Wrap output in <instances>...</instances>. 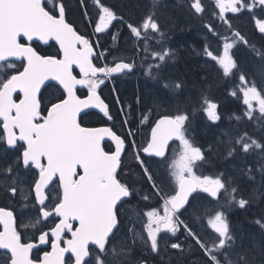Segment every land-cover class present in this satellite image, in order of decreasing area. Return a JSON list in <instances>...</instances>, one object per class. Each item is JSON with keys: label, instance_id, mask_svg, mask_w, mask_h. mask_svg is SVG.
Returning <instances> with one entry per match:
<instances>
[{"label": "snow or ice", "instance_id": "6c2138e0", "mask_svg": "<svg viewBox=\"0 0 264 264\" xmlns=\"http://www.w3.org/2000/svg\"><path fill=\"white\" fill-rule=\"evenodd\" d=\"M92 3L98 10L94 33H104L114 21H122L128 33L126 44L138 56L143 53L145 75L161 86L148 111L140 112V123L149 121L153 107L171 109L155 120L146 145L138 147L129 120L132 105L125 106L116 88L112 89L124 116L122 127L129 130L135 161L142 170V174L127 175H138L141 183L146 179L150 191L137 187L129 178H120L128 137L110 126L93 127L81 122L83 116L92 114L88 110L109 121L115 119L102 88L132 73L135 60L114 57L109 62L111 49L103 50L100 36L95 37L94 44L69 22L65 0H0V176L4 180L0 188L10 199L20 196L23 207L31 204L38 213L33 222L24 225L36 230L33 239L25 242L17 229L14 210L0 207L3 264H65L69 253L70 264H146L144 259L132 257L137 244L145 256L159 257L168 264L165 256L182 257L186 252L177 236L181 231L190 247L202 252L203 264H254L257 250L264 256V214L250 222L257 228V238L242 227H233L223 209L247 210L264 197V139L247 130V124H252L264 132V43L259 48L252 44L233 29L226 13L253 12L256 7L264 10V0H215L219 11L213 12L209 21L204 20L202 0H176L172 5L173 10L186 11L190 18L199 19L207 29L204 35L208 40H224L218 51L212 50L208 40L202 49H194L203 57L202 67L215 72L205 71L200 78L203 84H193L199 89L198 95L186 98H182L185 81L171 79L168 71L169 65L176 63L179 49L168 43L175 18L161 20L158 14L163 0H146L147 11L135 22L118 16L102 0ZM82 5L87 8L85 0ZM84 15L91 25L92 17L87 11ZM252 19L256 31L264 37V19ZM216 20L226 26L230 37H221ZM168 21H172L171 27H166ZM118 35H113V41ZM241 46L250 53L243 60L233 51ZM98 48L102 50L97 52ZM221 72L226 78L224 86L227 88L228 80L232 83L228 95L244 106L241 114L228 117L227 128L220 127L223 117L219 104L210 96L221 84ZM78 90H86V95H79ZM46 92L50 98L46 99ZM136 104L144 106L140 96ZM197 113L209 122L207 128L219 133L204 144H198L190 131ZM241 124H245L244 131H240ZM106 140L114 150H105ZM170 141L179 142L171 160L167 155ZM140 152L158 158L166 173L162 179H157L162 174L154 173ZM250 157L259 159L250 162ZM213 158L231 164L234 174L220 171L214 177L196 175L194 169L211 164ZM248 182L257 186L246 197L242 193ZM202 194L219 205L208 216L212 235L201 234L193 226L203 219L200 202L206 197ZM153 196L159 207L143 210L141 202ZM185 214L191 223L181 219ZM42 245H50L51 250L33 260V249Z\"/></svg>", "mask_w": 264, "mask_h": 264}, {"label": "trees", "instance_id": "16d2710c", "mask_svg": "<svg viewBox=\"0 0 264 264\" xmlns=\"http://www.w3.org/2000/svg\"><path fill=\"white\" fill-rule=\"evenodd\" d=\"M67 3V19L69 22L73 23L74 26L85 36L91 37L92 42L97 43L95 37L97 35L100 36L99 44L102 45L103 50L111 49V54L108 55V60L113 59L114 57L124 56L126 52L130 51L131 46L126 44L125 38L127 36V28L126 25L122 21H114L113 25L110 26L108 31L100 34L94 33V21L97 18L98 10L94 7L92 0H85L87 3V8L82 5V0H65ZM102 2L110 6L118 16H123L125 20H132L133 22L139 20V18L147 11L146 0H102ZM176 0H163V3L160 6L159 15L161 20H167L169 16L175 18V28L174 31L170 33L169 44L173 48L179 49V57L175 64L169 65V75L171 79L180 80L183 79L187 85L186 90L182 94V98H186L190 94L195 97L198 95L199 89L194 88L193 84H203V81L200 79L201 76L205 74V71L210 73L215 72L212 68L202 67L203 57L198 56L196 54V50L202 49L208 37L204 35L207 32V29H204L200 20L197 18H190L186 11H175L172 8ZM205 8L206 14L204 16L205 21H209L212 17L213 12H218L219 10L216 8L215 0H202ZM46 3V1H45ZM88 12L92 17L93 23L90 25L89 20L85 18L84 13ZM226 16L231 19L233 29L239 30L245 37L249 38L250 42L254 44L256 47H260L262 43H264V37H262L257 31L255 26V21L252 19L255 16L257 19L264 18V10H253V12H248L244 10L238 14H229L226 13ZM199 21V22H198ZM217 31L221 34V37L231 36V33L228 32L226 26H223L219 20L215 21ZM243 24V25H242ZM239 25V26H238ZM172 21H168L166 27H171ZM242 26V27H241ZM183 28V31H181ZM201 30V31H200ZM116 41H113V35H117ZM211 34H209L210 36ZM208 42L211 44L213 51H218L221 49L220 44L224 42L223 39L217 37H211ZM102 49L98 48L97 52H100ZM134 50V49H133ZM51 51V49H49ZM236 52V58L243 60L246 56L250 55L247 49L243 46L239 48V51L233 50ZM112 56V57H111ZM94 61L103 63L98 58H94ZM139 65L141 63L137 62ZM19 65V63H17ZM14 71V70H8ZM140 71H143V67L140 66ZM211 78V77H210ZM219 80L221 84L219 87H216L210 93L212 99H214L219 104V112L222 115L223 119L220 122V127L227 128L230 127V122L228 117L232 114H241L244 106L239 101L235 100L233 97L228 95V90L232 87V83L228 80L227 88L224 86V81L226 78L223 77L222 72L219 74ZM109 86V85H108ZM136 86L137 83L133 84H125L115 82L114 87L116 88L120 99L125 102V106H127L128 98L135 96L137 94ZM161 87V86H160ZM108 98L112 103V110L116 111L115 122H118V126L122 128V124L124 121V116L120 114V108L116 105L114 98V94L108 87ZM140 90V89H139ZM114 94V95H113ZM153 94V92L151 93ZM46 99L50 98L49 94L46 92ZM80 95V94H79ZM145 95L142 93V97ZM145 102H149L148 94H146ZM114 100V101H113ZM119 108V109H118ZM191 105L189 106V113L191 114L192 109ZM127 110V107H126ZM171 111L169 108H165L163 112ZM162 112V113H163ZM162 113L160 115H162ZM112 114H115L112 112ZM164 114V113H163ZM129 120L132 121L131 127L135 133V143L138 147H142L144 142L148 139V129L151 125V120L148 123L147 127L138 128V124H140V120L136 119V116L130 115ZM193 127L190 130L194 139L198 144H204L207 140L213 138L214 135H218V130L213 132L212 129L207 128V124L209 123L206 118H203L202 113H197L195 117H192ZM235 121H232L231 124H235ZM115 124V123H114ZM247 124V122H245ZM245 124H241L240 131L245 130ZM117 126V125H114ZM114 131H118L113 128ZM121 135L122 137H128V128H122ZM126 129V130H125ZM247 130L255 135L257 138L264 139V132L260 130H256L255 126L252 124H247ZM194 131V132H192ZM132 145V138L128 137L126 144V152L123 154V170L120 171V178L125 179L129 178L136 182L137 187H142L148 191H150V185L147 183L146 179L143 183L140 182V178L138 175L128 176L129 173H141L139 165L135 161V155ZM139 155L145 160L150 168H152L153 172H157V168L160 167V173L166 175L165 169L163 166H158L157 160H152L145 157L142 152ZM259 157H250V162H254ZM198 175L200 176H215L220 171H226L229 174L232 173L231 164L225 163L219 158H213L211 164H205L199 168L195 169ZM260 177L257 175V181H259ZM257 185L252 182H248L246 190L242 193L246 197L252 191L254 187ZM221 202H223V196H221ZM223 211L226 213L230 224L233 227H242L243 229H252L254 230L259 237V233L257 231L256 226L250 223L256 217L264 214V197L261 198L258 202H253L251 206L247 208V210H241L239 208L233 207L231 209L225 207ZM184 220H188L184 218ZM189 223H191L188 220ZM197 255H200L203 259V254L197 247Z\"/></svg>", "mask_w": 264, "mask_h": 264}, {"label": "flooded vegetation", "instance_id": "af4514ba", "mask_svg": "<svg viewBox=\"0 0 264 264\" xmlns=\"http://www.w3.org/2000/svg\"><path fill=\"white\" fill-rule=\"evenodd\" d=\"M153 47H158V46L153 44ZM131 48H132V46H131ZM142 55H143V53H141V55L138 56L132 48V49H130V51L126 52L124 56H119V57L126 58L128 60V62H132V60L134 59L135 63H136V68L132 73H128L126 75H121L118 78H116V80H115V82L125 83L126 85L127 84H133V83H137L138 85H141V86L137 87L138 90L140 89L139 92H137V95L132 96L131 98H128V100H127V104L131 103V105H132L131 114L136 116V119H138V120H140V112L141 111L147 112L148 108L152 106V104H151L152 103V97L151 96H154L156 94V91L158 89H160L159 84H157L154 81H152L151 79H149L145 75V72L140 71L141 65H139L137 62L139 61L141 63V56ZM112 60L113 59H110L108 61L111 62ZM146 66L147 65L143 66V71H145ZM76 74L78 75L77 70H76ZM145 77L147 79H143ZM142 84H144V85H142ZM108 85H107V87L112 91L114 84L108 83ZM153 85H154V87H153ZM107 87L102 88V95H103V98H105L106 102H108L111 105V111L115 113V114H112L113 117H115V116L117 117V115H116L117 110L116 111L112 110V103L113 102L111 101V97L109 100V98L107 96L108 95ZM147 88L148 89L150 88V89L148 90ZM152 91H154L153 94H150V93H152ZM142 93L144 95L148 94V98H149L148 103L149 104L146 103L145 100H143V99L147 98L146 95L144 97H141ZM78 94H80L81 96H84V95H86V90H78ZM137 96H140L141 98H143L142 99L144 102L143 107H141V106L137 107V104H136ZM114 98H116L115 95H114ZM165 108H167V107L165 106V107H161L159 109L154 108V107L152 108V116L149 119V120H151L152 123L148 129V139H149L151 127L154 125L155 120L157 118H159L160 113H162ZM146 109H147V111H146ZM89 112L92 114L87 115V116H83L82 121H81L82 124H84L86 126H93V127L110 126V127L117 129L118 130L117 133L121 134L123 129L118 126V122H115V119L113 121H109V120H107V118H104L100 114L95 113L94 110L89 111ZM148 123H147V125H144V127H147ZM114 125H117V126H114ZM138 125H139L138 128H141V126H142L141 123ZM190 130H192V129H190ZM146 142H144V145H146ZM103 147L105 148L106 151L114 150L113 144L108 142V141L104 142ZM152 160H154V159H152ZM156 160L158 161V159H156ZM158 166H160V165H158ZM157 172H160V167L157 168ZM25 179L30 180V177H26ZM157 179H160V176H158ZM0 183H4L2 176H0ZM22 205H23V200L21 199L20 196H17L14 199H10L8 195L4 194L3 189L0 188V207H5V208H9V209L14 210V215L16 217L17 229L21 233L22 239L25 242H27V241L33 239V234L36 230L33 228H30V227L26 228V227H24V225H27V224L33 222L35 220L36 216L38 215V213H37L36 209H34L31 206V204H29V206L27 208L23 207ZM145 205H147V207H144ZM141 206H142L143 210H150L151 208L159 207V204L157 202V198L155 196H153L152 199H150L148 201H142ZM161 212H162V209H161ZM184 218H187V217L185 215L181 217V219H184ZM140 227H141V225L138 224L137 228H140ZM123 230L124 229L122 226V231ZM177 236L179 237L180 242L183 243V245L186 249L185 254L182 257H180L179 255H177L176 257H172V258L165 256L164 261H167L168 264H203V258L200 255H197V249H196L197 247H190V241L185 238V233L183 231L178 232ZM66 238H70V234H66ZM129 243H131L130 240H129ZM191 243L194 244V242H191ZM45 250L50 251L51 250L50 245H42L37 249H33V252L31 253L32 259L38 260L43 255V252ZM172 251H174V250H172ZM70 255H71L70 253L66 254L65 264H70ZM132 257L134 260L144 259L146 261V264H163V262L161 261V259L159 257L145 256L144 252L142 251L139 244H137V246L134 247L133 252H132ZM4 260H5V257L3 255H0V264H3Z\"/></svg>", "mask_w": 264, "mask_h": 264}, {"label": "rangeland", "instance_id": "374dc122", "mask_svg": "<svg viewBox=\"0 0 264 264\" xmlns=\"http://www.w3.org/2000/svg\"><path fill=\"white\" fill-rule=\"evenodd\" d=\"M254 10L259 11V10H261V8L256 7ZM228 13L233 14L231 12H228ZM223 43L220 44L221 47H222ZM146 67H145V69H146ZM143 79H147V78L145 77ZM147 123L141 124L142 125L141 128L144 127V125H147ZM178 148H179V143H176L175 145L172 146V148L168 154L169 160H171L173 158V156L175 155V151L178 150ZM194 171H195L196 175H198V173L196 172L195 169H194ZM24 192H25V194H27V192H28V188L26 186L24 187ZM202 195H204L206 197V194H202ZM218 208H219V205H217L216 201L212 200L211 197H206L205 200L200 202V209H201V212L203 214V219L201 222L193 225L198 230V232H200L201 234H203L204 232H207V233H209V235H212L211 228L208 226V216L213 215L215 210H217ZM185 216L188 218L187 214H185ZM243 230L248 234H256V236L258 238V234L254 230H252V229H247V230L243 229ZM254 264H264V256H262L260 254L259 250H257L255 253Z\"/></svg>", "mask_w": 264, "mask_h": 264}, {"label": "bare ground", "instance_id": "6f19581e", "mask_svg": "<svg viewBox=\"0 0 264 264\" xmlns=\"http://www.w3.org/2000/svg\"><path fill=\"white\" fill-rule=\"evenodd\" d=\"M198 22H199V21H198ZM242 25H243V24H242ZM238 26H239V25H238ZM241 27H242V26H241ZM200 31H201V30H200ZM111 57H112V56H111ZM108 58H109V57H108ZM142 85H144V84H142ZM146 86H147V85H146ZM148 87H149V86H148ZM153 87H154V85H153ZM145 88H146V87H145ZM136 89H137V86H136ZM141 89H142V88H141ZM147 89H148V88H147ZM147 89H146V90H147ZM149 89H150V88H149ZM149 89H148V90H149ZM150 91H151V90H150ZM154 91H155V90H154ZM154 91H152V92H154ZM137 92H139L138 89H137ZM148 93H149V92H148ZM150 94H151V93H150ZM136 95H137V94H136ZM145 95H146V94H145ZM141 97H142V96H141ZM151 97H153V96H151ZM142 99H143V98H142ZM143 100H146V99H143ZM143 100H142V101H143ZM150 100H151V99H150ZM143 103H144V102H143ZM148 104H149V103H148ZM151 104H152V103H151ZM143 105H144V104H143ZM137 107H138V105H137ZM190 109H191V108H190ZM146 111H147V109H146ZM163 113L165 114V112H163ZM163 113H162V114H163ZM160 114H161V113H160ZM194 117H195V116H194ZM122 128H124V127H122ZM125 130H126V129H125ZM192 130H193V129H192ZM192 132H194V131H192ZM160 178H161V176H160Z\"/></svg>", "mask_w": 264, "mask_h": 264}, {"label": "water", "instance_id": "95a60500", "mask_svg": "<svg viewBox=\"0 0 264 264\" xmlns=\"http://www.w3.org/2000/svg\"><path fill=\"white\" fill-rule=\"evenodd\" d=\"M35 43H38V42H35ZM77 71H78V69H77ZM88 111H92V110H88ZM95 111V110H94ZM150 135H151V131H150ZM149 138H150V136H149ZM107 141V140H106ZM105 141V142H106ZM110 143H111V141H109ZM174 142H177V141H170L169 142V146L172 144V143H174ZM114 146V145H113ZM169 149V148H168ZM144 154V153H143Z\"/></svg>", "mask_w": 264, "mask_h": 264}]
</instances>
